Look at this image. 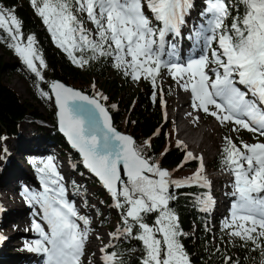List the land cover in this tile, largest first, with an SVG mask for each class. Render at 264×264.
<instances>
[{"label":"snow or ice","instance_id":"obj_1","mask_svg":"<svg viewBox=\"0 0 264 264\" xmlns=\"http://www.w3.org/2000/svg\"><path fill=\"white\" fill-rule=\"evenodd\" d=\"M30 3L72 63L83 67L92 60L111 58L113 66L123 70L125 76L147 80L154 89L158 87L157 79L167 70L180 87L190 92L193 109L215 117L221 125H233L234 132L245 129L264 137V0H239L244 10L237 11L235 16L227 0H206L199 13L203 22L190 30L187 37L194 39L196 46L202 42L203 54L187 62L179 61L178 40L194 0ZM86 21L94 25V31L86 26ZM21 28L14 11L0 7V30L12 41L8 46L43 80L36 61L41 67L47 65L34 47L35 37L25 38ZM51 90L55 94L59 130L79 152L85 168L111 195L113 206L122 212V226L110 235L115 239L138 240L142 244L141 264H191L180 239L186 233L170 207V202L177 199L170 188L192 184L210 188L211 182L203 174V157L187 152L178 167L193 159L199 160L198 169L184 179H172L167 169L146 155L150 141L137 146L131 136L118 132L98 99L60 82H52ZM41 94L49 97L48 92ZM97 96L107 100L100 93ZM160 102L165 103L162 89ZM224 141L221 163L233 177L231 195L235 202L222 230L238 238L242 247L251 244L252 250L260 253L259 264H264V142L237 145L231 136L224 137ZM177 145L186 148L182 141H177ZM39 164L36 170L43 190L26 188L23 194L30 205H39L48 231L34 220L32 228L40 238L26 247L44 254V264H83L90 220L80 215L75 204L66 198L64 177L53 158ZM196 200L204 212L211 211L215 204L210 192ZM149 215H155L152 224L147 222ZM109 247L100 250L104 253L103 264H121L116 252L107 251ZM224 264L240 262L225 256Z\"/></svg>","mask_w":264,"mask_h":264},{"label":"trees","instance_id":"obj_2","mask_svg":"<svg viewBox=\"0 0 264 264\" xmlns=\"http://www.w3.org/2000/svg\"><path fill=\"white\" fill-rule=\"evenodd\" d=\"M227 2L232 6L233 16L237 14V11L243 12V5H239V0H227ZM237 5H239L238 8ZM0 6L14 11L22 23L21 31L25 38L28 35L35 37V47L47 65V67L42 68L43 80L38 79L34 73L27 69L32 83L40 84L42 90L49 93L50 84L56 79H61L92 96H96L112 113L115 127L134 136L137 146H142L145 141H150L151 147L146 149V155L158 161L161 167L168 168L178 177L188 173L193 174L198 169L200 162L193 159L184 163L182 168L178 167L184 162L187 150L185 147L177 145V141L180 140L176 137L175 126L171 120L165 118L164 104L162 105L160 102L161 89L164 102L171 94L168 84L162 80L165 70L157 79L158 87L156 89L149 81L142 80V88L137 93L129 94L124 84L128 80V76H125L121 69L113 66L114 61L111 58L92 60L83 67L72 63L67 53L57 46L48 31L47 25L36 14L30 0H0ZM204 6L205 2L194 0V8L191 11L187 27L183 31L184 36L190 32L188 29L197 27V20L192 15L196 13L201 18L199 13ZM201 20L203 21V18ZM228 23H231V19L228 20ZM85 55L87 56L88 53ZM10 68L14 69V65L7 63L0 55V167L5 152L4 139L17 138L21 132L22 121L28 120L29 123H33L36 132L41 137L48 139L50 147L59 156L68 157L73 170L84 177L85 187L74 183L72 189L81 192L86 197L90 194L88 187L90 185L100 187L99 182L87 172L82 164L80 154L70 147L65 137L55 128L57 122L55 109L51 107L48 109L47 115L42 114L38 106L24 100L6 83L5 73ZM120 77L123 78V81ZM154 91L156 92L155 101L153 100ZM97 93L106 96L107 100L97 96ZM45 118H49L52 122L48 131L41 125L46 123ZM249 135L251 134L244 133L239 139L245 141L250 137ZM183 145L185 144L183 143ZM222 150L211 162L214 169H224L221 163ZM73 165L75 166L73 167ZM207 192L211 194L209 188L196 184L186 185L180 189H175L173 194L176 195L177 199L170 202V207L179 217L181 230L186 233L180 239L190 257L191 264H224L225 256H231L240 264H259L260 253L258 250H252L251 244L242 247V242L238 238L227 237L224 230L214 226L211 222L216 218L213 210L201 211L202 205L197 202L196 197H203ZM92 195L97 197L101 204L108 206V211L111 212L113 209L119 214L117 228L121 227L122 212L113 206L112 197L108 196L105 191L98 189ZM229 196L234 203L235 197ZM85 205L88 206L87 201H85ZM97 210L101 214V222L107 226V215L103 214L98 206ZM154 221L155 215L147 217L148 223L152 224ZM1 234L2 231H0ZM110 245L111 247L107 251L116 252L121 258V264H141L143 252L142 244L138 240L113 238Z\"/></svg>","mask_w":264,"mask_h":264},{"label":"rangeland","instance_id":"obj_3","mask_svg":"<svg viewBox=\"0 0 264 264\" xmlns=\"http://www.w3.org/2000/svg\"><path fill=\"white\" fill-rule=\"evenodd\" d=\"M199 1L206 2V0ZM192 16L196 18V25L198 27V25L203 21L197 16L196 13ZM86 26L90 30L94 31V25H92L90 22L86 21ZM192 29L194 28L191 27L188 30ZM190 34L191 33L189 32L187 36L185 35L186 37L184 36L185 38H182L181 36V38L178 40L179 56L181 53L180 47L185 46V49L189 52L193 50V45L190 46L189 43H194L195 40L187 38ZM0 36L4 37V39H0V55L7 63L14 65V69L10 68V70L5 73L6 83L11 88H13L24 100H28L34 105L38 106L39 111L42 114L47 115L48 109L51 107L54 108L56 111L55 101L52 97L51 91L49 92V97H45L41 94L45 91L42 90L40 84H34L31 82L27 66L16 54L15 50L8 46L9 43H12L10 38L7 37V34L4 33L3 30H0ZM201 46H203L202 42ZM36 64L38 69L42 72L43 67L39 65L38 61H36ZM121 71L123 72V70ZM120 78L121 81H123V78ZM142 80L143 79H141L140 81H136L133 80L130 76H128V80L124 82V84L126 85V91L129 94L137 93L142 88ZM162 80L166 82V84H168L171 90V94L165 100L163 106L164 116L166 113V119L171 120L173 122L176 130L179 127H184L183 134L178 135L176 132V137L186 145L187 152H192L193 155L196 157H203V174L206 175L208 180L211 182L209 189L211 190V196L215 201L214 207L212 209L213 214L220 213L219 221L212 220L211 222L214 226L220 227L222 230L223 221L226 218L230 217L231 207L233 204L229 196L233 191V178L229 174V172L225 171L224 169L217 173L215 170H213L211 162L225 146L224 137L226 136H231L233 141L237 143V145H240L241 142L249 144L255 142H264V137L261 138L258 134L249 132L245 129H241L239 132H234L232 131L233 125H221L215 117L204 113L202 110L192 109V111L190 112V106H192V101L187 103V106L180 109V111L178 112H180L181 114L177 116L176 109L171 108V105H169V103H173L174 97L176 96L177 92H182V94L186 97L190 94V92L185 91L182 87H180L177 82L168 75L167 70L164 71ZM175 104L177 103L175 102ZM185 112H190L192 117H198L197 121L193 125V128L191 127L192 132L190 131V128L186 126V121H183L182 116H184L183 113L185 114ZM45 120L46 123L41 125L44 126V129L48 131L52 126V122L49 118H45ZM37 122L40 123V121ZM203 127L204 129L207 127L209 130L204 135H200ZM244 133L251 134L249 135L250 137H248V139H246L245 141L243 139H239V137ZM27 140H31V143H27ZM185 140L192 143L193 147L187 144ZM3 142L5 145V152L0 167V185L1 181L3 180L4 183H6L5 186L11 188L13 191L11 192V195L8 196L0 186V231H2L0 237H9L15 232L13 227L5 229L3 228V224L1 223V220L3 218L1 211L3 210L5 204L7 203L15 205L26 202L25 196L23 194L26 188L30 191H42L43 189L39 178L40 174L37 172L36 169L38 166H41L39 164L40 161H45L49 157H52L54 163L58 166L59 172L64 177V183L67 189L66 198L70 202H73L75 204V207L77 208L80 215H84L90 220V224L88 225L90 231L88 233V240L86 241L85 245V254L82 257L83 264H103L102 256L104 255V253H102L100 250L101 248H104L106 245H110L113 242V237L110 234L114 233L117 230V217L119 216V214H117V212L113 209L111 210V212L108 211L109 207L104 204H101L99 199L92 195V193L97 189L104 191L101 186L97 187L95 185H90L88 187V191L90 192V194H88L86 197L81 192L74 191V189H72L74 183L78 186H84V177L80 173L75 172L73 170L68 157L59 156L55 152V150L50 147V145L48 144V139L41 137V135L36 132L33 123H29L28 120L22 121L21 132L17 138L4 139ZM14 145L16 146V148L15 150L13 149L14 153L12 152L11 154L12 148L15 147ZM198 145L201 146L196 147ZM10 168L12 170H9ZM13 168H15L16 171H14ZM18 168H20L22 171L17 172ZM4 174L7 176L3 179ZM191 175L192 174L188 173L185 176L178 177L173 173L172 176L173 179L181 180ZM85 201H87L88 206L85 205ZM26 204L29 203L26 202ZM97 206L101 208L103 214L107 215V226H105L101 222L102 217L97 210ZM41 212L42 210L40 209L39 205H30V207L25 210L26 216L32 217V224L34 220L38 221L42 225H44L45 230L48 231L46 221L43 222L40 220ZM35 214L37 215V218H35ZM78 223L81 224V227H84L82 221H78ZM23 225H25V223H23ZM224 234L229 237L226 231H224ZM28 236L40 238L39 234L35 230H33L32 225H25L24 232H21L20 235H17L12 238L10 242V247L14 253H22L23 251L28 250L26 249V245H24V243L19 240L22 237ZM89 242L94 247L96 253L91 252L87 249V245L89 244ZM41 264L44 263L41 262Z\"/></svg>","mask_w":264,"mask_h":264},{"label":"bare ground","instance_id":"obj_4","mask_svg":"<svg viewBox=\"0 0 264 264\" xmlns=\"http://www.w3.org/2000/svg\"><path fill=\"white\" fill-rule=\"evenodd\" d=\"M180 48H181V52H182L183 50H185L186 47L183 46V47H180ZM191 101H192L191 94H189L186 97L185 95L182 94V92H177L176 96L174 97L173 103H169V105H171V108H175L176 109V111H177L176 115L178 116V115L181 114L178 111H180V109H182L183 107L187 106V103H189ZM175 102L178 105L175 104ZM190 109H191L190 110V112H191L193 107L190 106ZM190 112H187V113L185 112V114L183 113L184 116H182V118H183V121H186V126L188 128H190V131H191L192 128H193L194 123L197 121V118L196 117H192V115H189ZM208 130L209 129L207 127L205 129L203 127V129L201 130V134L200 135H204L205 133L208 132ZM183 131H184V129H183ZM27 143H31V140L30 141L27 140ZM200 146L201 145H198L196 147H200ZM15 148H16V146L14 148H12V150L13 149L15 150ZM12 150H11V154H12V152L14 153V150L13 151ZM13 169H14V171H16L15 168H13ZM9 170H12V169L10 168ZM21 171L22 170L20 168L17 169V172H21ZM14 173H16V172H14ZM5 174H4L3 179L7 176ZM5 185H6V183H4V181L2 180L0 186H1L2 190L8 196H10L11 192L13 190L11 188H9V187H6ZM29 207H30V205L26 204V202H24L22 204H15V205H11V204H7L6 203L4 208H3V210L1 211V214H2V217H3L2 220H1V223L3 224V228L8 229V228H12L13 227L15 232L9 237H3V239L0 241V264H41V262L44 263V260H45L46 257L42 253H35V252H31L29 250H25V251L22 250L23 251L22 253H14L12 251L11 247H10V242H11L12 238H14L17 235H20L21 232H24L25 225L26 226H31L32 225V217H27L26 213H25V210L27 208H29ZM35 218H37L36 214H35ZM40 220L45 222L42 212H41ZM23 223H25V225H23ZM21 236H23V235H21ZM36 239H39V238L28 236V237H22L19 240H21L24 243V245H27L29 243H32ZM87 246H88L87 249L89 251L96 253V251L94 250V247L92 246V244L90 242H89V244Z\"/></svg>","mask_w":264,"mask_h":264},{"label":"water","instance_id":"obj_5","mask_svg":"<svg viewBox=\"0 0 264 264\" xmlns=\"http://www.w3.org/2000/svg\"><path fill=\"white\" fill-rule=\"evenodd\" d=\"M53 82H60V83H62V84H64L65 86H67V87H71V88H73V89H76V90H78V91H81L82 93H84L85 95H88L89 97H94V98H96V99H98L99 101H100V103L101 104H103L104 105V107L108 110V113H109V115L111 116V120H112V125L115 127V124H114V121H113V116H112V113L110 112V110L108 109V107L99 99V98H97L96 96H92V95H90L89 93H87V92H85V91H83V90H81V89H79V88H76V87H74V86H72V85H70V84H68V83H66L65 81H63V80H61V79H56V80H54ZM52 84V83H51ZM51 84H50V86H49V88H50V91H51V93H52V97H53V99H54V101H55V94L52 92V90H51ZM55 107H56V113H57V106H56V103H55ZM56 118H57V115H56ZM54 127V126H53ZM55 128L65 137V135L59 130V125H58V120H57V122H56V124H55ZM116 128V127H115ZM116 130L118 131V132H120V133H122V134H124V135H128V136H131L132 138H133V140L134 141H136V139H135V137L134 136H132L131 134H129V133H126V132H122L121 130H119L118 128H116ZM65 139H66V141H67V143L70 145V143L68 142V140H67V138L65 137ZM70 147H71V145H70ZM72 148V147H71ZM74 149V148H73ZM77 153H79L76 149H74ZM81 157V156H80ZM81 159H82V157H81ZM83 164V163H82ZM84 166V165H83ZM84 168H85V166H84ZM162 168H164V169H167L168 170V168H166V167H162ZM86 170H87V172L91 175V176H93V178L95 179V180H97L98 182H99V184H100V186H101V188L106 192V194L108 195V196H110L111 197V195L108 193V191L102 186V184H101V182L99 181V179L93 174V173H91L87 168H85ZM170 173H171V177H172V179H173V172L172 171H170V170H168ZM124 179L126 180L127 178L126 177H124ZM175 187L173 186L172 188H170V191L172 192V193H174L175 192Z\"/></svg>","mask_w":264,"mask_h":264}]
</instances>
